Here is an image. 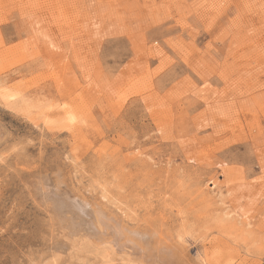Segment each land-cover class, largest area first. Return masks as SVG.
<instances>
[{
    "label": "rangeland",
    "instance_id": "obj_1",
    "mask_svg": "<svg viewBox=\"0 0 264 264\" xmlns=\"http://www.w3.org/2000/svg\"><path fill=\"white\" fill-rule=\"evenodd\" d=\"M0 86V264H264V0H0Z\"/></svg>",
    "mask_w": 264,
    "mask_h": 264
},
{
    "label": "bare ground",
    "instance_id": "obj_2",
    "mask_svg": "<svg viewBox=\"0 0 264 264\" xmlns=\"http://www.w3.org/2000/svg\"><path fill=\"white\" fill-rule=\"evenodd\" d=\"M19 94H20V92L18 90H16L15 88H11L8 86H0V100H1L0 102H3L5 105H11L12 101L15 98H17L19 96ZM72 118L73 117L70 114H66V115L64 114V116L61 117V122H62V124L70 123L72 121Z\"/></svg>",
    "mask_w": 264,
    "mask_h": 264
}]
</instances>
